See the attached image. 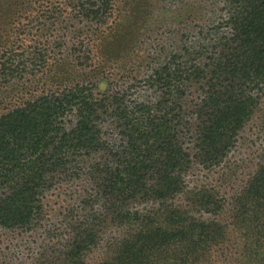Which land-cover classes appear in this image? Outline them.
<instances>
[{
    "label": "rangeland",
    "instance_id": "374dc122",
    "mask_svg": "<svg viewBox=\"0 0 264 264\" xmlns=\"http://www.w3.org/2000/svg\"><path fill=\"white\" fill-rule=\"evenodd\" d=\"M101 1L87 13L78 0H0V118L76 86L102 108L98 146L52 175L29 221L0 225V264H117L140 233L189 224H200L195 239L147 251L143 264H264V210L249 200L264 178V71L218 65L226 44L237 47L242 2ZM169 63L196 67L179 101V167L167 184L150 170L135 195L111 192L127 146L117 110L164 102L157 73ZM227 89L250 113L210 144L213 101Z\"/></svg>",
    "mask_w": 264,
    "mask_h": 264
},
{
    "label": "trees",
    "instance_id": "16d2710c",
    "mask_svg": "<svg viewBox=\"0 0 264 264\" xmlns=\"http://www.w3.org/2000/svg\"><path fill=\"white\" fill-rule=\"evenodd\" d=\"M241 9L234 14L238 44L230 48L218 65L220 71L235 73L249 66L254 72L264 71V0H240ZM77 6L90 13L93 0H78ZM104 6L109 3L101 1ZM240 14V15H238ZM196 67L177 69L169 63L158 72L163 81L164 102L118 108L121 127L127 139L125 157L113 169L108 187L111 192L132 194L144 185L148 172L158 170L162 183L178 169L182 148L178 142L181 123L179 101L192 80ZM213 101L211 120L205 141L218 143L229 131L249 116V105L243 95L225 90ZM214 98V96H213ZM212 98V100H213ZM100 103L86 87L43 95L0 118V225L24 224L35 214L39 198L52 175L68 166L75 153L94 150L101 141ZM75 115L76 125L68 130L66 123ZM150 171V172H151ZM109 178V177H108ZM251 189V203L264 210V178ZM262 185V186H260ZM200 224H189L180 230L152 228L128 241L117 264H143L147 251L155 252L179 239L197 237ZM202 234H204L202 232Z\"/></svg>",
    "mask_w": 264,
    "mask_h": 264
}]
</instances>
